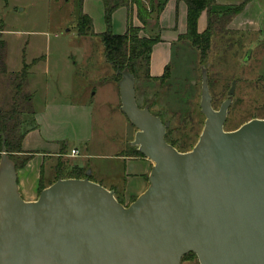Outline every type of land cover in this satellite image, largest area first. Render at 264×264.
<instances>
[{
	"label": "water",
	"instance_id": "1",
	"mask_svg": "<svg viewBox=\"0 0 264 264\" xmlns=\"http://www.w3.org/2000/svg\"><path fill=\"white\" fill-rule=\"evenodd\" d=\"M117 74L120 110L136 129L131 145L153 164L147 189L125 207L88 169L26 202L3 144L0 264H181L191 253L199 264H264V120L224 130L236 82L214 110L203 71L204 128L181 153L166 141L170 123L138 106L134 76Z\"/></svg>",
	"mask_w": 264,
	"mask_h": 264
},
{
	"label": "rangeland",
	"instance_id": "2",
	"mask_svg": "<svg viewBox=\"0 0 264 264\" xmlns=\"http://www.w3.org/2000/svg\"><path fill=\"white\" fill-rule=\"evenodd\" d=\"M229 1H235L234 6L243 5L242 12L248 9L247 16L241 17L244 14L241 12L236 24H248L254 20L257 5L251 0ZM76 6L77 0H0V32L7 45L8 73L21 70L23 55L28 65L33 59L43 57L45 61L41 62L44 63L39 62L30 71L44 80L35 90L31 89L34 99L59 103L62 107L74 103L75 108L62 109L54 118L56 122L49 120L50 124H57L56 128L66 134L63 144L68 151L76 148L83 155L94 156L88 162L97 165L104 161L98 159L99 155H113L123 148L126 149L124 153L137 150L131 145L136 129L120 112L118 84L113 81V71L104 62L101 42L98 38H79L77 35ZM185 12L183 0H168L160 18V39L163 42L156 45L151 68L156 73L155 70L160 71L166 65L170 72L168 83L163 86L144 78L135 82L140 105L155 104L153 112H165L164 120L170 122L175 149L181 153L194 149L204 128L205 118L200 111L204 70L215 110L229 98L232 82H236L225 131H234L251 120H264V33L240 31L230 23L223 27L226 19L218 17L202 62L190 43L176 41L178 35L186 32ZM125 17L124 11L112 16L114 33L124 32ZM152 27L150 23L141 36L154 37L157 30ZM248 51H251V59L245 63L243 60ZM150 75L160 78L164 72L158 76ZM5 88L0 87V97ZM75 103L90 105L83 109L82 105ZM32 107L36 113L43 105L33 103ZM125 128L127 132L123 137ZM58 160L70 166L86 164L81 158L70 157L68 152ZM56 163H47L46 177L51 175L52 164ZM105 168L111 170L110 166ZM52 179H46V185ZM114 194L122 205H129L121 192L116 190ZM133 201L135 198L131 199ZM181 264H199V261L196 255L189 254Z\"/></svg>",
	"mask_w": 264,
	"mask_h": 264
},
{
	"label": "trees",
	"instance_id": "3",
	"mask_svg": "<svg viewBox=\"0 0 264 264\" xmlns=\"http://www.w3.org/2000/svg\"><path fill=\"white\" fill-rule=\"evenodd\" d=\"M82 2L83 0H77L75 10L77 35L79 38L99 39L103 47L104 62L113 71V81L118 84L121 76L117 72L128 70L134 76L135 82L144 78L149 82L159 83L163 86L168 83L170 72L167 68L160 78H154L150 75L151 55L154 47L161 42L159 19L168 0H148L146 3L143 0H101L105 24V31L101 34H95L92 19L82 12ZM183 2L186 6V32L178 36V41L190 43L199 53L202 61L209 50L211 35L213 28L217 26L218 17H223V20L226 19L223 23V27H225L243 11L244 7L243 5L220 6L216 0H183ZM121 8L127 10L126 30L123 34H116L112 29V16ZM134 12L141 27L134 26L132 22ZM203 12L206 14L207 26L203 33H199L197 29L198 20ZM153 14L155 16L152 17ZM150 23L153 25L152 29L157 30V34L154 37L141 36V33H145L146 27ZM6 54L7 45L0 32V86L6 87L0 97V154L4 144L8 156L14 162L16 169H19L24 167L34 155L33 152L22 150V141L29 131L37 128L35 111L32 107L34 94L28 87V76L31 68L44 59L40 57L28 65L23 55L21 70L16 73H8ZM135 90L137 92V87ZM136 102L140 108L148 106L150 112L159 117L162 122H168L164 120L165 112L160 110L155 113L152 111L155 104L148 105L145 103L146 105L142 106L137 97ZM169 128L167 129L166 141L175 148V142L171 138L172 132ZM125 154L127 157H143L137 150L132 149ZM88 169L89 165L79 166L76 164L70 166L69 163L59 161L53 170L54 177L49 186L59 178L84 179ZM90 180L92 181L91 178ZM46 187L43 182H40L39 193ZM117 201L121 203L118 199Z\"/></svg>",
	"mask_w": 264,
	"mask_h": 264
},
{
	"label": "crops",
	"instance_id": "4",
	"mask_svg": "<svg viewBox=\"0 0 264 264\" xmlns=\"http://www.w3.org/2000/svg\"><path fill=\"white\" fill-rule=\"evenodd\" d=\"M251 1L252 3L257 5L256 12H254L253 14L254 20L250 21L248 24H240V25L239 23L236 24L237 22H239V18L242 13L244 14L241 17L247 16L248 9L247 10L245 9L244 12L240 13L239 15L233 18L230 25L231 27L234 26L236 29L240 31L248 30L262 34L264 33V0H251ZM216 2L220 6H234L236 4L235 1H229V0L226 1L216 0ZM120 11H124L126 13L125 28H124V32H125L126 21H127V10L125 8H121L118 9L115 13ZM82 12L92 19L93 30L95 34H101L105 31L104 10L101 0H83ZM115 13L113 15H115ZM202 15L204 16L203 17L204 21H202V24L200 25L199 21ZM185 16H186V12H185ZM200 18L198 20L197 29L199 33H203L207 26V20L204 12L201 14ZM132 22L134 26L141 27L139 21L136 18L135 12L132 18ZM159 24H160V19H159ZM177 39L178 37L176 38V41ZM161 42H163L162 39ZM155 48L156 46L154 47L151 55V64H152V56ZM36 59L38 58H35L32 61ZM7 66L8 65L6 60V67ZM165 67L166 65H164V67L160 71L155 70L156 71L155 73L153 72L154 68L153 67L151 68L150 65V73L154 76H158L164 72ZM41 81L44 82L41 76L40 77L34 76L30 72L28 76L29 90L31 92L32 90H35L36 86H39L41 84ZM37 99L38 98L33 99V103L36 104L40 103L41 105H43V107H39L40 113L38 111H36L35 113L36 114L35 121L37 124V128L29 131L22 141V150L24 152H33L34 155L24 167L16 169L19 192L24 201L34 202L38 198L40 182H43V185L48 187L49 184L46 185L47 184L46 179L49 181L51 177L52 178L54 177L53 170L56 164L59 161H62L58 159H62L64 156H66V152H68L70 155L72 150H77L79 155L81 154L80 157L78 156V158L83 159V161H85L88 158L87 161H85L86 163L85 165H89V169L91 170V176H92L90 178L92 179L93 182L103 186L107 190L109 189L112 190L113 192L117 190L118 192H121V195L127 204H130L132 198L136 199L147 189L148 177L152 168V162H150L148 159L144 157H129V156L127 157L126 154L124 153L126 149L123 148L117 150L113 155H99L98 159L104 161L98 163L97 165H93V164L90 165L88 160L94 156L83 155V153L76 148L68 151L67 148L64 147L65 145L63 144L66 138V134L59 128H56L58 126L57 124L55 125L50 124L49 121L51 120L53 122H56L54 118L58 116L59 112L64 108L65 109L75 108L73 106L74 103H67L69 106L65 105L62 107L60 106L61 104L59 103L47 102L44 99H40L38 101ZM75 104L82 105L83 109H87V107L85 106L90 105L87 103H75ZM35 109L38 110L36 106ZM121 114L124 115L122 112ZM125 119L127 118L125 117ZM124 132L125 133L123 134V137L126 136L127 128H125ZM85 139L86 137L84 138V140ZM128 145L131 146L130 144ZM49 162H53V164L56 162L57 163L55 165L52 164L51 167L52 173L50 176L46 177L45 169L47 163ZM106 166H110L111 170L110 171L106 170L105 168ZM93 176H95L96 178L93 179Z\"/></svg>",
	"mask_w": 264,
	"mask_h": 264
},
{
	"label": "built area",
	"instance_id": "5",
	"mask_svg": "<svg viewBox=\"0 0 264 264\" xmlns=\"http://www.w3.org/2000/svg\"><path fill=\"white\" fill-rule=\"evenodd\" d=\"M79 156V153L77 150H72L71 153H70V157L72 158H75V157H78Z\"/></svg>",
	"mask_w": 264,
	"mask_h": 264
},
{
	"label": "flooded vegetation",
	"instance_id": "6",
	"mask_svg": "<svg viewBox=\"0 0 264 264\" xmlns=\"http://www.w3.org/2000/svg\"><path fill=\"white\" fill-rule=\"evenodd\" d=\"M211 105H212V101H211ZM213 108V107H212ZM215 110V109H214ZM201 111V110H200ZM203 115V114H202ZM204 116V115H203ZM205 118V117H204ZM227 120V119H226ZM225 124H226V122H225ZM224 127H225V125H224Z\"/></svg>",
	"mask_w": 264,
	"mask_h": 264
}]
</instances>
